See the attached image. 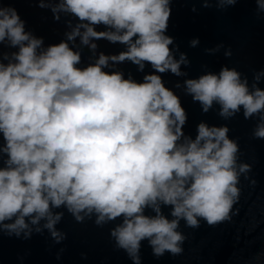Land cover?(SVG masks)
<instances>
[{
  "label": "clouds",
  "instance_id": "clouds-1",
  "mask_svg": "<svg viewBox=\"0 0 264 264\" xmlns=\"http://www.w3.org/2000/svg\"><path fill=\"white\" fill-rule=\"evenodd\" d=\"M32 2L56 22L65 17L67 30L46 44L12 0H0V236L28 240L47 231L61 244L68 233L57 226L66 213L101 228L116 222L115 249L142 264L144 241L157 259L184 252L181 221L192 229L231 221L241 177L249 179L253 165L240 161L228 124L200 121L194 138L186 133L189 114L176 89L205 114L218 105L224 120L257 118L252 135L264 140V69L251 84L228 65L189 78L188 54L168 34L176 0ZM199 2L225 10L242 0ZM254 3L264 13V0ZM101 40L124 50L85 63L84 50L95 56ZM126 63L142 78L116 67ZM166 74L183 82L169 87ZM255 261L264 264V252Z\"/></svg>",
  "mask_w": 264,
  "mask_h": 264
},
{
  "label": "water",
  "instance_id": "water-1",
  "mask_svg": "<svg viewBox=\"0 0 264 264\" xmlns=\"http://www.w3.org/2000/svg\"><path fill=\"white\" fill-rule=\"evenodd\" d=\"M12 4L27 21V28L37 36L45 37L46 44L57 43L64 38L67 30L65 17L62 16L60 22L54 21L49 9L39 8L32 0H12ZM193 6L196 12L191 10ZM172 8L168 34L175 37L180 51L188 54L191 66L184 70L189 72V78L206 71H219L221 66L228 65L246 75L251 84L254 74L264 69V13H257L254 0H242L225 10H218L215 5L204 8L199 0H176ZM196 37H199L200 44L192 48L189 41ZM96 43L98 49L95 56L88 49L84 50L85 63L94 61L99 52L111 55L124 50L123 45L111 44L107 40ZM218 44L224 45L219 52H205V49ZM229 47L233 53L230 58L224 55ZM116 67L131 71L138 80L142 78L143 74L130 63ZM164 79L169 87H174L177 81L182 83L184 78L166 74ZM260 86L264 87V81ZM176 91L189 114L186 133L194 138L200 121L228 124L231 129L229 135L239 138L240 161L252 164L253 168L248 174L249 179L241 177V198L235 206L239 213L231 221L215 227L202 221L199 229L188 228L181 221L180 230L187 236L184 252L178 256L166 253L157 259L148 242L144 241L142 264H256L255 256L264 252V140L255 139L252 135L257 118L245 120L241 113L231 120H224L218 115V105L205 114L198 103H193L191 96L184 94L182 88ZM252 179L256 180L255 185L251 183ZM169 211L165 209L166 213ZM114 223L102 228L93 221L80 224L66 213L57 226L68 233V238L61 244L50 239L47 231L43 235L34 234L28 240L0 236V264H133L125 252L114 247L109 235ZM61 249L64 251L57 259ZM81 253H86L87 259H83Z\"/></svg>",
  "mask_w": 264,
  "mask_h": 264
}]
</instances>
